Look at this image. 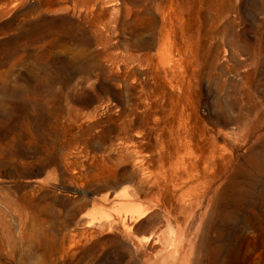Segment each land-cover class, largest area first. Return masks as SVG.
Listing matches in <instances>:
<instances>
[{"label":"rangeland","instance_id":"1","mask_svg":"<svg viewBox=\"0 0 264 264\" xmlns=\"http://www.w3.org/2000/svg\"><path fill=\"white\" fill-rule=\"evenodd\" d=\"M160 117L223 148L182 220L121 160L116 134ZM123 190L150 208L129 229ZM175 244L264 264V0H0V264H169Z\"/></svg>","mask_w":264,"mask_h":264},{"label":"bare ground","instance_id":"2","mask_svg":"<svg viewBox=\"0 0 264 264\" xmlns=\"http://www.w3.org/2000/svg\"><path fill=\"white\" fill-rule=\"evenodd\" d=\"M133 130L131 129L130 131L132 132ZM130 131L124 128L122 133L119 135L116 134L118 136L119 142L125 146V157H121V160H127V158H130L132 154L135 158L136 171H139L141 178L147 185L146 189L150 192L151 198L152 195H157L156 203L168 204L170 208L172 207L173 214L182 220V218L188 214L189 209L186 207L193 202V199L199 198L200 193L207 185V182L211 177V168L213 166V162L219 164V161H221L223 148L219 145L218 152L215 155H212L207 151H200L198 147L191 145V142L189 141L190 135H188L189 132L187 127L183 125L181 121L174 118L169 119L167 117H160L158 119L152 120L149 123L145 134L143 132L144 137H139L137 134H135L134 137L139 139L138 141L133 140L129 134ZM136 131L138 132V130ZM115 133L117 132L115 131ZM126 174L128 175V173ZM107 197L108 196H106V198ZM111 197L112 200L116 201L118 206L120 208L122 207L125 211L124 217L128 218V226L126 229L130 228L132 225L131 223L143 218L149 212L150 208L148 205L136 207L131 204L130 202H133L131 201V196L125 190ZM163 199L173 200L178 204H173L170 201H163ZM135 203L139 204L138 201ZM172 247L174 249L169 253L170 257L166 259L169 264H198V261L195 258L184 259L185 252H183L181 256H178L180 257L178 259L180 261H176V258L178 257H175V254L179 255V250H177L178 246L175 244ZM151 251L153 252L154 249H151ZM156 259L158 258L155 257L154 260L151 261L150 257H147L146 259H143V264H156L159 262V260Z\"/></svg>","mask_w":264,"mask_h":264}]
</instances>
